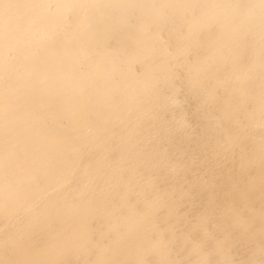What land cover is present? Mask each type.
<instances>
[{
	"label": "bare ground",
	"instance_id": "1",
	"mask_svg": "<svg viewBox=\"0 0 264 264\" xmlns=\"http://www.w3.org/2000/svg\"><path fill=\"white\" fill-rule=\"evenodd\" d=\"M0 264H264V0H0Z\"/></svg>",
	"mask_w": 264,
	"mask_h": 264
}]
</instances>
